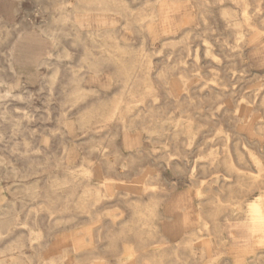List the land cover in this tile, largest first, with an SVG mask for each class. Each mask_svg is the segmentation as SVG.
I'll use <instances>...</instances> for the list:
<instances>
[{
    "label": "rangeland",
    "instance_id": "1",
    "mask_svg": "<svg viewBox=\"0 0 264 264\" xmlns=\"http://www.w3.org/2000/svg\"><path fill=\"white\" fill-rule=\"evenodd\" d=\"M251 200L264 0H0V264H127L130 248L137 264H261L264 237L236 243L232 224Z\"/></svg>",
    "mask_w": 264,
    "mask_h": 264
},
{
    "label": "bare ground",
    "instance_id": "2",
    "mask_svg": "<svg viewBox=\"0 0 264 264\" xmlns=\"http://www.w3.org/2000/svg\"><path fill=\"white\" fill-rule=\"evenodd\" d=\"M87 1H90V0H87ZM77 4V3H76ZM231 10V9H230ZM226 11V10H225ZM228 12V11H227ZM231 12V11H230ZM223 14H224V12H223ZM227 14V13H226ZM200 15V14H199ZM243 15V14H242ZM228 17V16H227ZM231 17V16H230ZM63 18H65V20L67 19V17H63ZM243 19V18H242ZM228 20V19H227ZM230 21V20H229ZM235 22V21H234ZM236 27V26H235ZM241 28V27H240ZM110 29V28H109ZM112 30H114V29H112ZM112 30H106L105 31V34L106 35H108V36H110V35H112L115 31H112ZM238 33V32H237ZM114 37V36H113ZM112 37V38H113ZM115 39V38H114ZM106 40V39H105ZM116 40V39H115ZM111 41V40H110ZM106 42V41H105ZM100 44V43H99ZM125 44V43H124ZM103 45V44H102ZM128 45V44H127ZM109 46H111V45H109ZM100 48H103V47H100ZM114 48H115V45H114ZM123 48H125V47H123ZM109 49H111L110 47H109ZM89 50V49H88ZM207 50V49H206ZM113 51V50H112ZM120 53V52H119ZM89 55V54H88ZM96 55V54H95ZM127 55H132V54H127ZM86 56V55H85ZM112 56V55H111ZM147 56H149V55H147ZM212 56H213V54H212ZM92 57V56H91ZM97 57V56H96ZM107 57V56H106ZM118 57V56H117ZM124 57V56H123ZM214 57V56H213ZM109 58V57H108ZM87 59V58H86ZM111 59V58H110ZM95 60V59H94ZM107 60V59H106ZM136 60V59H135ZM90 61V60H89ZM88 61V62H89ZM92 61V60H91ZM104 61V60H103ZM115 60H113V63H115L116 64V62L117 61H115ZM131 61V60H130ZM179 61V60H178ZM94 62V61H93ZM109 62V61H108ZM136 62V61H135ZM86 63H87V61H86ZM120 63H122V62H120ZM93 64H96V63H93ZM100 64V63H99ZM117 65V64H116ZM127 65V64H126ZM89 66V65H88ZM101 66H102V64H101ZM118 67V66H117ZM98 68V67H97ZM169 68V67H168ZM167 68V69H168ZM102 69V68H101ZM100 69V70H101ZM139 69V68H138ZM164 69V68H163ZM148 70V69H147ZM166 70V69H165ZM167 71V70H166ZM165 73V72H164ZM124 74V73H123ZM76 75V74H75ZM142 75V74H141ZM77 76V75H76ZM111 76V75H110ZM165 77L167 78V75L165 74ZM185 77V76H184ZM137 78V75L136 74H132V73H130V74H128V75H126V79H125V85H126V87H129V88H131V86H133V81H135V79ZM140 78V77H139ZM161 78V77H160ZM82 79V78H81ZM123 80V79H122ZM141 80V79H140ZM75 81H77V80H75ZM140 82V81H139ZM135 83V82H134ZM140 84V83H139ZM154 84V83H153ZM76 86V85H75ZM78 86V85H77ZM121 86V85H120ZM185 88H187V87H185ZM124 89H126V88H124ZM93 90V89H92ZM129 90V89H128ZM182 90H183V88H182ZM94 93V92H93ZM124 93V92H123ZM128 93V92H127ZM160 93V92H159ZM89 95V94H88ZM135 95V94H134ZM81 96V95H80ZM149 97V96H148ZM168 97V96H167ZM182 97V96H181ZM181 97H180V99H181ZM157 99V98H156ZM155 99V100H156ZM173 99V98H172ZM184 99V98H183ZM192 99V98H191ZM190 99V100H191ZM176 100V99H175ZM185 100V99H184ZM187 100V99H186ZM189 100V99H188ZM191 101H193V100H191ZM164 103V102H163ZM173 103H174V101H173ZM118 104H119V102H118ZM122 104V103H121ZM147 104V103H146ZM189 104V103H188ZM166 106V105H165ZM167 106H169V105H167ZM179 107H180V105H178ZM115 107V106H114ZM145 107V106H144ZM178 107V108H179ZM122 107L120 106V105H117V107L115 108L116 110H115V112L114 113H117V111L118 110H120ZM149 108V107H148ZM240 108V107H239ZM143 110V109H142ZM152 110V109H151ZM159 110V109H158ZM240 110V109H239ZM153 111V110H152ZM137 112V111H136ZM102 113V112H101ZM155 113V112H154ZM141 114V113H140ZM150 114V113H149ZM134 115V114H133ZM112 116V115H111ZM129 116V115H128ZM139 116V115H138ZM142 117V116H141ZM146 117V116H145ZM149 117V116H148ZM125 118V117H124ZM240 118H242V117H240ZM253 119V118H252ZM150 120V119H149ZM157 121V120H156ZM252 121V120H251ZM147 122V121H146ZM245 122V121H244ZM132 123V122H131ZM254 124V123H253ZM131 126H133V125H131ZM254 126H256V125H254ZM248 127V126H247ZM249 128H251V125H249ZM127 129V128H126ZM253 133H256V132H253ZM177 135V134H176ZM173 136V135H172ZM178 137V136H177ZM173 138V137H172ZM180 144V143H179ZM176 147V146H175ZM179 146H177V148H178ZM229 149V148H228ZM227 150V149H226ZM250 151V150H249ZM187 152V151H186ZM251 152V151H250ZM252 153V152H251ZM164 154V153H163ZM253 155V154H252ZM159 155H157V157H158ZM164 156V155H163ZM239 156V155H238ZM241 156V155H240ZM249 156H251L250 154H249ZM156 157V156H155ZM156 157V158H157ZM168 157V156H167ZM167 157H165V159L167 158ZM241 158V157H240ZM159 159V158H158ZM171 160V159H170ZM227 160L229 161V165H228V168L231 170V171H233L234 170V164H233V159H232V157H231V154L230 153H228V158H227ZM167 161V160H166ZM109 163V162H108ZM222 163V162H221ZM178 164V163H177ZM111 167V166H110ZM182 169H183V167H182ZM236 169V168H235ZM229 170V171H230ZM69 172H70V169L68 170ZM192 171V170H191ZM86 174H90L91 173V170L90 169H86L85 171H84ZM193 172V171H192ZM235 172H236V170H235ZM184 173V172H183ZM239 173V172H238ZM261 173V172H260ZM71 178V177H70ZM55 179V178H54ZM158 179V178H157ZM110 180H112V179H109V178H106V180H105V182H103L102 183V185H99L98 187H97V189H98V192H104V195H101L100 196V198L99 199H96V200H93V201H91V202H88V203H86V205H85V208H86V210L88 211V212H91L92 211V209H93V206H95L100 200H103V197L104 196H106V193H108L107 191V182H109ZM64 180L63 179H61V177H57L55 180H54V182H55V184L56 185H58V184H60V183H64L63 182ZM73 181V180H72ZM161 183V182H160ZM36 186V185H35ZM202 186H203V184H202ZM64 187H65V185H64ZM69 187V186H68ZM147 187V186H146ZM151 187V186H150ZM239 187V186H238ZM33 188L35 189V187L33 186ZM86 188V187H85ZM150 189H152V188H150ZM153 190V189H152ZM143 192H144V190H143ZM148 193V192H147ZM156 194V193H155ZM155 194H151L150 195V199L151 200H153V202H155V204H157V200H158V196L157 195H155ZM102 198V199H101ZM119 198V197H118ZM213 201V200H212ZM142 204L144 205V203L141 201V200H136L135 201V206H137L138 208H140L141 206H142ZM174 206V205H173ZM84 208V207H83ZM135 212L136 213H140L141 211H139V210H136L135 209ZM215 212V211H214ZM64 218V217H63ZM201 219V218H200ZM234 219V218H233ZM213 221V224L215 225V226H213V228L211 229L210 228V230H208V231H210L209 232V234L210 235H214V236H216L217 237V239H218V241L222 244V245H226V242H227V240H226V238L223 236V224H222V222H220V221H218V220H216V219H212ZM69 221V220H68ZM231 221V220H230ZM203 224V227H204V229L206 230V227H208L207 225L209 224V221H207V220H204V222L202 223ZM232 224H233V226H235V227H239V228H241V230L240 231H238V234H237V236L235 237V241H236V243H238V242H241V243H243V244H245V245H247V243L251 240V239H253L255 236H260L261 238L262 237H264V203L263 202H261V201H258V200H251V202L249 203V209H248V217L246 218V219H243V220H240V221H232ZM144 230V229H143ZM141 231V230H140ZM89 235V234H88ZM198 237H200L199 235H198ZM202 237V236H201ZM204 237V236H203ZM106 238V237H105ZM112 238V237H111ZM15 239V238H14ZM33 239H35L34 237H32V236H30V240L31 241H34ZM138 239L139 240H141V237H138ZM16 240V239H15ZM189 240V239H188ZM192 240V239H191ZM111 241V240H110ZM186 241V240H185ZM190 241V240H189ZM137 242V241H136ZM164 243L165 242H167V241H163ZM210 243V240L209 239H206L204 242H203V247H202V249H203V253L201 254V255H205L206 253H205V250H207V249H205L204 247L206 246V245H208L209 243ZM138 243V242H137ZM190 243V242H189ZM192 243V242H191ZM191 243H190V245H191ZM33 245V244H32ZM185 245H188V244H185ZM135 246V245H134ZM172 246V245H171ZM46 247H47V245H46ZM45 249V248H44ZM165 249V248H164ZM4 250V249H3ZM107 250H109V249H107ZM154 251V250H153ZM128 252H129V260L126 262L127 264H137V262L135 261V258H137V257H143V254H146V253H143L142 252V249L141 248H136V249H134V248H130V249H128ZM142 252V253H141ZM1 253H3V252H1ZM4 253H5V251H4ZM156 253V250L154 251V253L152 252H147V254L148 255H151V254H155ZM191 254L193 255V256H195V254H196V252H195V247H192V250H191ZM15 256V255H14ZM93 256H95V255H93ZM212 256V255H211ZM244 256H245V253L244 254H236L235 256H234V258H235V260L237 261V262H239V263H243V262H245V260H246V258H244ZM25 257V256H24ZM28 257V256H27ZM31 257H34V256H32L31 255ZM154 257V256H153ZM162 257V256H161ZM208 257V256H207ZM18 261L19 260H21V257L20 256H16L15 257ZM263 258V257H262ZM229 259V258H228ZM245 259V260H244ZM250 259L252 260V261H254L255 262V260H257V257H255V256H252V257H250ZM227 260V259H226ZM161 261V260H160ZM10 262V261H9ZM14 262V261H13ZM13 262H11V263H13ZM14 263H16V264H21L20 262L18 263L17 261L16 262H14ZM157 263H158V261H157ZM256 263V262H255ZM261 264H264V263H261Z\"/></svg>",
    "mask_w": 264,
    "mask_h": 264
}]
</instances>
